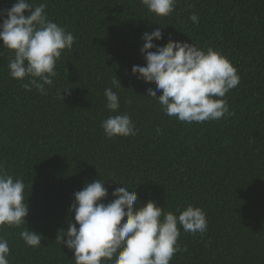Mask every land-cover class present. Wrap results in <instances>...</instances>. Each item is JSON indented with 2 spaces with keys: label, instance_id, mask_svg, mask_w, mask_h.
<instances>
[{
  "label": "trees",
  "instance_id": "1",
  "mask_svg": "<svg viewBox=\"0 0 264 264\" xmlns=\"http://www.w3.org/2000/svg\"><path fill=\"white\" fill-rule=\"evenodd\" d=\"M15 2L0 0V9ZM29 2L46 3L48 18L75 42L41 95L23 87L26 79L10 76L11 53L0 41V166L23 179L29 205L24 225L0 230L10 264H75L73 250L57 237L75 222L69 211L74 193L98 178L109 192L104 203L124 184L136 187L137 207L155 200L164 212L188 204L205 211L207 231L181 228L183 250L170 264H264V0H178L167 17L141 0ZM157 28L164 37L154 41L158 46L170 38L187 41L231 61L240 76L225 97L233 115L189 124L146 95L154 83L131 69L146 66L142 36ZM116 78L119 88L112 85ZM67 87L70 93L62 92ZM108 87L120 96V112L135 123L136 136H105L101 123L112 115L105 106ZM27 227L42 234L39 247L21 238Z\"/></svg>",
  "mask_w": 264,
  "mask_h": 264
},
{
  "label": "clouds",
  "instance_id": "2",
  "mask_svg": "<svg viewBox=\"0 0 264 264\" xmlns=\"http://www.w3.org/2000/svg\"><path fill=\"white\" fill-rule=\"evenodd\" d=\"M177 2L141 0L160 17L170 15ZM46 7V3L35 6L29 0H16L10 8L0 9V41L2 49L11 53L9 74L17 80L26 79L23 87L29 92L34 88L41 95L47 94L46 86L53 85L62 53L71 50L75 42L71 32L48 18ZM190 20L196 24L199 17L193 13ZM163 38L160 28L145 32L140 51L146 66L131 69L137 79L154 83L146 95L156 99L168 116L189 124L233 115L225 97L238 86L240 76L231 61L212 47L205 50L187 41L170 38L163 46L154 43ZM112 85L122 86L118 78ZM113 87L104 90L105 106L112 115L102 121L103 132L109 139L136 136L139 130L126 112H120V96ZM62 92L70 93V87ZM25 187L22 178H14L0 166V230L25 224L29 215ZM108 195L105 181L99 178L74 193L69 211L75 213V222L59 232L57 239L73 250L75 264H170L183 250L178 243L181 228L192 234L207 231L206 213L199 206L188 204L164 212L163 206L149 200L137 207L136 187L132 190L124 184L112 191L115 199L104 203ZM20 236L29 247L41 245L42 234L35 230L27 227ZM9 256V242L0 235V264H10Z\"/></svg>",
  "mask_w": 264,
  "mask_h": 264
}]
</instances>
